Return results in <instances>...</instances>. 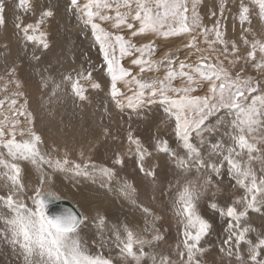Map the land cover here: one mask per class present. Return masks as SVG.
<instances>
[{
  "label": "snow or ice",
  "instance_id": "snow-or-ice-1",
  "mask_svg": "<svg viewBox=\"0 0 264 264\" xmlns=\"http://www.w3.org/2000/svg\"><path fill=\"white\" fill-rule=\"evenodd\" d=\"M200 0H87L81 5L80 0H70V10L77 15L85 27H90L95 42L99 45L102 56L101 69H106L110 78V98L121 110L125 108L139 115L151 110L152 105L163 109L167 118L174 124V135L179 145L185 150L181 157L169 141L159 136L152 137V149L164 153L172 158L175 167L184 173L176 176L175 181H169L168 191L171 193V207L174 214L179 217L183 226V248L178 252L182 264H202L198 254L205 251L201 247L204 240L213 229V224L200 209V200L212 183L211 175L207 176L204 183L197 185L193 180L185 177L193 169L197 173L211 172L219 176L221 170H225L236 183L245 189V195L234 202H225L223 206L211 202L208 207L219 216L225 218L226 237L223 239L220 251L228 257H238L240 264H264V233H260L253 240L250 233L252 227L248 225L246 217L250 210L261 211L258 205L264 204V199L258 200V195L264 197V168L261 175L257 176L252 167V162L260 160L264 164V85L255 81L252 76H242L240 72L235 75L224 66L220 56L203 55V49L198 47V40L203 36L205 44L214 50V46H222L224 53H229V41L224 39V32L220 18H223L226 0H222L217 10H210L207 15L216 18L211 28L202 24L199 12ZM249 3L258 7L260 19L264 20V0H249ZM31 8L30 0H19V6ZM236 10L241 23H252L250 13L252 9L244 0H238ZM123 9V10H122ZM28 10V9H25ZM108 10V11H105ZM114 10V15L110 12ZM53 10L49 6L41 12L40 20L35 23L24 24L17 17L14 27L28 42H38L44 49L49 48L45 39L46 33L39 32L45 18L53 16ZM219 16V18H217ZM108 22L115 31L106 30L100 22ZM6 0H0V28L5 27ZM130 31L131 37L144 38L152 34L163 39L183 38L191 39L184 45L190 52L199 53L197 62L189 63L187 60H177L174 54L168 53L161 60L151 59L156 50L154 40L137 47L131 40L126 39L121 33ZM39 32V35L35 34ZM245 33L251 32V28L245 29ZM32 33V34H30ZM214 35V39H209ZM249 40L244 35L243 42L250 45L247 58L252 61V67L258 72H264V40ZM238 51L235 41L231 42V54ZM259 53V59H257ZM138 54V55H137ZM131 58L133 67H138L139 73L159 72L163 67V78L147 80L133 74L131 68H126L121 63V58ZM39 61V57H35ZM240 57L237 56L236 60ZM236 61H230L235 63ZM247 63V60L245 61ZM15 76V68L10 70ZM93 68L75 74L66 75L64 80L71 86V93L75 98L86 100V89L82 80H92ZM2 79V77H0ZM180 80L182 86H174L173 81ZM120 82L129 87L126 94L119 87ZM19 87V82L16 81ZM207 87V93L203 96L194 95L197 89ZM45 86H47L45 81ZM7 87V85H5ZM59 85H57V88ZM94 89H99V83L93 82ZM261 94L252 96L257 89ZM55 94V93H53ZM22 95V93H17ZM5 103L0 99V106ZM11 106L17 101L11 99ZM27 101H25V104ZM223 110L225 114H231L227 123L221 122L226 131L220 138L205 141V121L210 115ZM21 115L24 113L21 112ZM15 115V111L13 112ZM30 116V114H29ZM7 122V123H5ZM17 121H9L7 117L0 121V240L6 241L23 260V264H114L110 255L103 252L105 244L110 250L117 251L118 255L127 259L131 257L140 264L145 245H151L152 241L146 239L142 233L135 232L127 225H113V237L106 240L103 236L106 218L97 214L95 221L100 229V244L94 252L90 250L88 242L81 233L88 217L79 209L64 208L60 211H52V205L61 197L52 190H45L46 179H50L43 171L45 165L57 171H73L77 176L91 178L99 174L107 178L108 185L115 176V165L125 163L117 153L113 167L97 166L91 160L74 163L72 168L65 167L69 160L67 155L61 159H53L42 152L41 137L30 129L17 132ZM215 131V130H211ZM107 134V130H106ZM21 139H17V136ZM194 135L199 137V143L194 144ZM128 141V153L136 157V166L145 176L157 179L156 166L146 167L145 161L153 155L145 146L140 136L134 135L130 130L126 137ZM207 144L208 154L204 155L202 145ZM247 154V161L243 160ZM257 153L258 155H254ZM83 156V153H81ZM24 162H30L40 172L35 185L29 188L28 170L23 166ZM121 195L133 198L136 189L128 180H124L119 186ZM30 201V203H29ZM146 214L152 215L150 210L143 208ZM160 219L153 215L152 229H155V220ZM144 231H148L146 228ZM162 239L159 235L153 237V241ZM95 244V241L92 242ZM241 246H246V252H239ZM186 255V260L184 259ZM153 264H157V258L153 257ZM119 264V262H116ZM159 264H173L167 256H161Z\"/></svg>",
  "mask_w": 264,
  "mask_h": 264
},
{
  "label": "rangeland",
  "instance_id": "rangeland-1",
  "mask_svg": "<svg viewBox=\"0 0 264 264\" xmlns=\"http://www.w3.org/2000/svg\"><path fill=\"white\" fill-rule=\"evenodd\" d=\"M86 2H87V0H80L81 5L83 3H86ZM221 2H222V0H200L198 10H199L200 15L202 17V24L203 25H206L209 28H211V26L215 22L216 18H212V17H210V15H207L206 13L209 12L210 10H217L218 11V8H219V5ZM226 2H227L228 6L225 8L223 18H220V23L222 25V31L224 32V39L225 40L228 39L227 41H229V53H224L222 50V46H220L219 44L214 46V50L212 48H209V46L207 44H205L203 36H200V38L198 40V47H200L201 49L204 50L202 53L203 55H211L213 57L219 55L220 59L224 61V66L226 68H228L229 71H231L233 73V75H235L237 72H240V70L243 69V72L240 73L242 76H252V77H254L255 81H258L261 83V85H264V72H258L256 69H254L252 67V61L247 58V52L251 50L250 45H246L243 42L244 35H247V38L249 40H252L254 38L253 34H255L256 39L264 40V24H263V26L260 27V31L256 30V29H258V26H257L258 23L256 22V20L259 21V19H258L259 16L257 15V12H256L258 8L256 6H254L253 4L249 3V0H244L245 3H248V6L250 7V9H252V12L250 13V19L253 20V23L249 24V23L244 22L242 24L240 19H239V15L237 13L236 7H235L238 0H226ZM30 3H31V8L29 9L28 5H25L24 8H21L19 6V0H6V5H8V6H6V8H7L6 9L7 24L5 27H8L12 30L13 34H11V35L13 37L16 36L18 38H21V40L19 42L20 43L19 46L16 45L17 46V47H15L16 49L14 48L15 54H13L14 53V51L12 50L13 48H11V50L9 48L6 49V47L3 48L5 45L4 42H2L3 47H0V77H2V79H0V99L5 100L4 105L0 106V121H3L4 117H7L9 121H11V119L17 121L18 123H17L16 127H17L18 132L20 130H23V128H24L23 126L27 127L30 125L31 128L33 129L34 115H33L32 111L30 110V101L27 98V96H28L27 91L33 90V89H42L44 91H48V90L53 91V90L57 89L56 91H59V93L69 92V91H71V86L68 82H66L64 80V77L66 75H69V74H72L73 77H75V74L77 72L88 69L89 66L92 65V68H93L92 80L91 81L82 80L81 83L83 84L84 88L86 89V92H85V95L87 97L86 101L89 100L88 92H90V93L95 92L94 98H95V104L96 105L92 106V107H95L97 110H102L103 112H102L101 118L103 119V117H104V119L100 122V124L97 128H94L92 126L89 127L90 135L85 136V141L79 140L78 143H76V141H74V142L70 143L71 146H67L66 145L67 143H65V141H66L65 140V138H66L65 133L66 132H65V128L63 126L64 121H60V120H64L65 115L68 116L67 113H69V111H67V112L66 111H60L59 113H57V115L55 114V116H57L56 119H57L58 124H56V122H55L54 124L50 125L51 126V129H50L51 131L49 132L50 137H51L50 146L54 150L58 151V154L61 158H64V156H63V154H65L64 152L71 149L72 151L74 150L75 153L76 152H78V154L83 153V155L87 158V161L91 160L96 165H104V166H107L110 168L113 167V162L116 159L117 153H119L120 156L124 159L125 163L122 165L118 164L120 167L118 165H115V173L117 174L118 171H120L125 176V177H123V179L125 178L126 180H129V178H128L129 173L134 174V172L137 171V173L134 174V180H132V182H131L133 187L136 189V193L143 194V197L142 198L137 197V200L142 202V203L145 202V204L147 205L146 206L147 208L150 207L149 210L152 214V215H148L150 218H152L153 215L156 217H160V219L155 220V224L158 225L159 228H155V229L149 228L150 230L148 229V231L146 233H143V235L146 237L147 240L149 239V241H152L151 245L152 246L156 245V247H153V249L151 251H148L149 253L145 252V253H147V255L143 256V258L140 260V264H144L145 262L146 263L148 262V264H151L150 262H151V259L153 257H157L158 263H159V258L161 256L169 257V259L173 262V264H182L181 259L178 255V252L184 251L183 244H182L183 226H182V223H181L179 217H177L172 210L171 193L168 191V183H169V181H173V182L175 181L176 176H173L174 172L178 173L179 176H182V175L184 176V173L180 172L175 167L174 162L170 156H167L166 158L162 157L163 161L158 165V168L156 170V173H157V179L156 180L160 183V195H159V197L165 196V198L161 201V203L151 204L145 199V196H144V192L147 189L146 187H149L147 185V183L149 182L148 176H145L143 173L141 174V172L138 170V168L136 166L135 161H130V159L128 160V157H126L127 153H126L125 148H124L125 145L118 143L119 141H121L127 137V133L130 130H134V135H137L136 133H141L144 136V138H147V136L154 137V136H158V135L163 138V136H164L163 139H167V140L170 139V141H172L174 143L175 147H177L178 150L180 149L179 155L181 157H183L185 155V150H182V146L179 145L178 142L176 141V137L174 135V124L172 123L171 120H169L167 118L166 114L163 112V109L161 107L156 106V105L151 106V110L155 109L156 112L154 114H150V115H148V114L151 113V110L148 111L146 114L144 111H141V113L139 115H137L136 113L132 112L129 109L127 110V108L124 109L126 111L121 110L120 108H118L116 106L115 101H113L114 104L105 107L103 104L105 101V98H110V95H109L110 78L107 76L106 69L100 68V65L102 63V56H101V53L99 51V45L97 44V42H95L94 36L92 34L90 27H85L83 22L77 17V15L74 14V12L72 10H70V0H30ZM49 6L52 8L54 14L52 17L45 18L44 22L41 24L40 29H39V32H44L47 34L45 39L47 40V42L49 44V48L44 49L38 42L26 41L25 38L23 37L22 33L18 32V30L15 29L14 21L16 20L17 17H19L23 21L24 24H28V23L35 24L40 20L41 12L46 10ZM25 9H28V10H25ZM105 11H108V10H105ZM110 14L114 15V10H112L110 12ZM217 18H219V16ZM78 20H79L81 26L79 25L78 27L75 28L74 25H76ZM97 22H100V21H97ZM260 22H262V19H260ZM67 23L69 25H67ZM100 23L102 24V26L106 30L115 31L108 22H100ZM71 25H73V26H71ZM253 25H255L256 27H254ZM248 28H251V32L245 33L244 30L248 29ZM39 32H37L35 34L39 35ZM30 34H32V33H30ZM121 34H123L126 39L131 38L132 42L134 44H136L137 47L141 46L142 44L147 43L149 40H154L156 43V50L151 57V59H153V60L159 61L163 57H165L166 54L171 53V54H174V57L177 60H187L189 63H193V62H197V58L200 55L199 53L190 52L189 50L184 48V45L191 39V37H189V36H184L183 38H171L170 37V38L165 40L163 38L156 37L152 34H147L142 39L137 38V37H131L130 31H127V30ZM188 38H189V40H188ZM209 39H214V35H210ZM232 41H235L237 48H238V51L235 54H231V42ZM69 44H71V45L68 46ZM14 46H15V43L13 44V47ZM65 54H67V56ZM59 55H61V57ZM238 55H239L240 59L236 60V57ZM16 56L18 58H16ZM34 56L40 58L39 62L36 59H34ZM66 57L73 58L75 60V63L72 62V64L69 67L64 62L65 61L64 58H66ZM257 59H259V53H257ZM62 60H63V62H62ZM246 60H247V63L245 62ZM230 61H236V62L230 63ZM63 63H64V65H63ZM121 63L123 64L124 67L131 68L133 74H139V77L143 78V79H147V80H152V79H157V78L162 79L164 76L163 67L161 68V71H159V72H148L146 70L144 73H139L138 67L132 66L131 58L128 56L121 58ZM245 64H247L248 66ZM40 67H41V70H42V68H44L41 72H46L48 74L42 73L41 76L33 74L32 71H34V69L40 68ZM12 68H15V76H12L10 74V70ZM49 70L51 72H49ZM29 73L31 76L28 75ZM49 74L50 75L52 74L53 76L52 75L51 76L54 77L53 81H56V82L50 81L52 87H50V82H49V80H47V79H49L48 77H51ZM28 76L29 77L36 76L38 78H41V80H39V81H32V80L28 81L27 80V82H28V85H27L26 84V78ZM43 76H46V78ZM60 79H62V80H60ZM57 80H60L59 81L60 84L57 83L58 82ZM16 81L19 82V87L17 86ZM45 81L47 84L46 87L44 84ZM42 82L44 85L42 84ZM93 82L99 83L101 87L99 89L92 88L91 85ZM38 83H39V85H37ZM53 83L55 86L53 85ZM5 85H7V87H5ZM57 85H59V88H57ZM173 85L179 87V86H182V82L180 80H176V81H173ZM41 86L44 88H42ZM119 87L121 88L122 92H125L126 94H130L128 92L129 87L135 88V85H127V84H124L123 82H120ZM17 93H22V95H17ZM206 93H207V87L205 85V86H202L200 89H197V91L193 94L203 96ZM260 94H261V89L258 88L256 92L250 93L249 96L251 98L252 96H258ZM100 95H101L102 99H101ZM11 99H15L17 101V103L14 107L11 106L9 103V101ZM72 99L74 101L70 100L71 103H69L66 106L70 105L71 108H73V110H72L73 113L75 115H78V114H80V112H78V111H80L81 108L84 107L83 104L87 105V103L85 100L84 101L79 100L78 98H75L74 96ZM25 101H27L26 104H25ZM81 102H83V104ZM61 104L59 105V108L63 107ZM90 104L93 105V102ZM8 111H10L11 117L8 115L9 114ZM14 111H15V115H13ZM115 111H116V113H115ZM3 112H4L5 116H3L4 115ZM21 112H23L24 114L21 115L20 114ZM29 114H30V116H29ZM224 114H225V112L223 110H221L220 112H217L213 115H210L208 117V119L205 121V124H206V130L204 132L205 141L211 140L214 137L220 138V136H222V134L226 131V127H222L221 122L223 121L226 124L227 121H225V120L230 118L229 115L231 116V114L229 113L227 116H226V114L225 115ZM114 116H118V120H116L117 122L113 121ZM152 116H154V117H152ZM163 116H165V117L162 118ZM225 116H226V118H225ZM119 117L121 120L119 119ZM5 123H7V122H5ZM122 123H125V124H122ZM147 123H149V124H147ZM111 125H112V132L110 131ZM159 125H160V128H159ZM135 127H139V128H135ZM144 127H145V129L143 130ZM163 127H164V129H163ZM168 128H169V130L165 132V130ZM93 129H95L96 131ZM106 130H107V134L110 132V137L113 140H116V141L118 140L117 142L112 143L113 145L110 143L111 138L106 134ZM145 130H146V132H144ZM162 130H164V131H162ZM211 130H215V131H211ZM36 131H38V130H36ZM157 131L160 133L159 134L157 133L154 135V133H156ZM97 132H98L97 136H95V135L91 136ZM75 135H82V130L80 128H78L77 134H75ZM165 136H168V137H165ZM195 137L196 136L194 135L195 140L193 139V143L198 144V140L200 138L199 137L195 138ZM108 139H110V140H108ZM105 141H106V143H104ZM148 143H149V145L151 144L150 141H148ZM64 145H66V146H64ZM61 146H62V148H60L61 149V152H60L58 150V148ZM201 147L202 148L205 147L204 149H202V151H203L204 155L207 156L206 153H208V150H209L207 144H204ZM258 147H264V146L258 145ZM93 149L102 150L105 153V156L101 157V159H96L94 155L90 154V152ZM106 150H107V152H106ZM262 154H264V153H262ZM243 159L246 162V159H247L246 153L244 154ZM68 160H69L68 165L74 163L73 159L68 158ZM103 160H105V161H103ZM107 160H109V161H107ZM87 161H85V162H87ZM255 162L261 163V161L256 160V161L252 162V167L253 168L255 166L257 167V168L256 167L254 168V170L256 169L258 171L257 172L255 170L257 173V176H260L261 175L260 170L262 167L264 168V164H256ZM121 166L126 167V168L123 169V168H121ZM153 166H155L153 163L149 164V167H153ZM116 167H119V168H116ZM132 167H134V169ZM221 171H222L221 174L219 176H217L216 174L211 173V172L201 171L200 173H197L195 171V169H193L185 177L186 179H190V180L195 181L197 183V185L203 184L205 179L207 178V176L211 175V177H212V183L210 185H208L207 191H205L204 195L201 197V200H200L201 212L205 215V218L209 219L210 222L213 224V229L211 230L210 234L206 237L208 240L205 238L204 240L201 241V247H203L205 249V251L201 254H198V258L201 259L202 264H240V261H239L237 256L234 255L233 257H228L225 253H222L220 251L222 240L225 239V237H226L225 218L219 216L217 213H215L212 209H210L208 207V205L211 202H216L217 204H219V202H220L221 204H219V205L223 206V204L225 202H230V203L234 202L237 199H239L240 197H242L243 195H245V189L242 188L241 186H239L236 183L235 179H233L231 176H229L228 173L225 172V170L222 169ZM137 174L139 177L137 176ZM98 175L99 174L93 175L95 180L98 181V179H99L100 182H107L108 181L106 177H104L102 175H99L100 177H97ZM216 177L218 179H216ZM102 179H104V181H101ZM113 179H115V176L113 177ZM136 179L139 180L140 182L139 181L136 182L135 181ZM30 181H31V179H30V177H28L26 184L29 188L33 187V185L31 184ZM0 183H2V182H0ZM139 183H140V185H139ZM141 184L143 185V187H141ZM138 186H139V188L137 189ZM143 188H144V190H143ZM241 189H243V190H241ZM45 190L47 191L46 187H45ZM2 191H3V189L0 188V192H2ZM232 191H234L233 194H232ZM221 194H222V196H221ZM207 195H209V196H207ZM63 197L66 198L67 196H63ZM221 197L223 198V200ZM67 198L72 200L71 197H67ZM210 198H212V199H210ZM214 198L216 200H214ZM257 199L258 200L264 199V197L258 195ZM29 203H30V201H29ZM73 203H75V202L73 201ZM163 205H164V207H162ZM258 206L261 208V211L255 212V211L250 210L248 212L247 217L245 218L248 225H250L253 229V231L250 233V237L252 239L254 237H255L254 239H256L260 233H264V231H263L264 230V224H263L264 221H262V220H264L263 219L264 218V210H263L264 204H261ZM80 210L84 211L81 208H80ZM211 212H213V213H211ZM259 214H260V216H259ZM148 216H147V222H149ZM259 222H261V223H259ZM92 227H96V226L92 225ZM259 228H261V230ZM136 232L140 233L137 230H136ZM123 235H124V233H122V236ZM157 235L162 237V239H160L158 241H153V237L157 236ZM83 238H85L84 240L86 242H88V244L90 246V250L92 249V251L95 252L97 250V246L100 244V237H97L98 239H96V238L93 239V236L83 237ZM109 239H111V238H108L107 240H109ZM169 239H170V241H169ZM213 239H214V241H213ZM215 239H217V240H215ZM93 241H95V244L92 243ZM212 244L213 245L215 244V245L213 246ZM169 245H170V248H169ZM148 246H150V245L144 246V251H147L145 248L148 249ZM171 246H172V248H171ZM214 247L216 248V250ZM8 250H10V251H8ZM102 250L105 251V252L104 251L103 252H104V254H107L106 256H108V255L111 256V258L114 260V264H116V262H119V264H136V261L134 259H132L131 257H129L127 259L121 258L118 255L117 251L110 250V246L107 244L104 245ZM246 250H247L246 246H241V248L238 249L237 251L243 253V252H246ZM0 251H1L0 264H2V263L3 264H21V263H23V260L19 256L18 252L16 250H14L4 240H0ZM11 257H13V258H11ZM184 259L186 260V255H185ZM2 261H5V262H2Z\"/></svg>",
  "mask_w": 264,
  "mask_h": 264
},
{
  "label": "bare ground",
  "instance_id": "bare-ground-1",
  "mask_svg": "<svg viewBox=\"0 0 264 264\" xmlns=\"http://www.w3.org/2000/svg\"><path fill=\"white\" fill-rule=\"evenodd\" d=\"M8 6V5H6ZM258 8V7H257ZM7 9V8H6ZM12 9V8H11ZM258 13V9L256 11ZM256 18V17H255ZM253 19V18H252ZM259 21L256 20V22L258 23V29H256L257 31H260V27L263 26L264 24V20H262V22H260V18L258 17ZM247 23V22H246ZM253 23V20H252ZM67 25H69L67 23ZM81 26L79 20L77 21L75 28L78 26ZM73 26V25H71ZM254 27H256L255 25H253ZM11 34H13L12 30L8 27H3L0 28V47L2 46V42H4V47H6V49H10L13 48L12 50L14 51V48L17 47L16 45L19 46V42L21 40V38L18 37H13ZM19 36V35H18ZM20 37V36H19ZM189 40V38H188ZM228 40V39H227ZM15 43V46L13 47V44ZM71 44H69L68 46H70ZM2 48V49H3ZM19 48V47H18ZM16 49V48H15ZM18 51V50H17ZM16 51V52H17ZM3 52V51H2ZM59 52V51H58ZM21 53V52H20ZM64 53V52H63ZM15 54V51L14 53ZM67 56V54H65ZM61 57V55H59ZM239 56V55H238ZM2 57V56H1ZM16 58H18L16 56ZM57 58V57H56ZM58 59V58H57ZM65 59V63L66 65H68L70 67V65L72 64V62L75 63V60L71 57H66ZM56 60V59H55ZM36 61V60H35ZM58 61V60H57ZM244 61V60H243ZM39 62V61H38ZM60 62V61H59ZM63 62V60H62ZM9 63V62H8ZM41 63V62H40ZM79 63V62H78ZM242 63V62H241ZM11 64V63H10ZM59 64V63H58ZM42 65V64H41ZM60 65V64H59ZM62 65V64H61ZM64 65V63H63ZM238 65V64H237ZM247 65V64H245ZM250 65V64H249ZM7 66V65H6ZM43 66V65H42ZM67 66V67H68ZM81 66V65H80ZM92 66V65H91ZM248 66V65H247ZM60 67V66H59ZM66 67V66H65ZM64 67V68H65ZM251 67V66H250ZM47 68V67H46ZM83 68V67H82ZM44 68H42L43 70ZM48 69V68H47ZM52 69V68H51ZM41 67L40 68H36L34 69L33 74L41 76V74L46 73V72H41ZM73 70V69H72ZM47 71V70H46ZM75 71V70H74ZM49 72H51L49 70ZM71 72V71H70ZM54 73V72H53ZM48 74V73H46ZM30 75V73L28 74ZM50 75V74H49ZM52 75V74H51ZM50 75V76H51ZM55 75V74H54ZM31 76V75H30ZM53 76V75H52ZM48 77L49 82H56L53 81L54 77ZM46 78V76H43ZM44 78V79H45ZM63 78V77H62ZM57 79V78H56ZM28 81H39L41 80V78H38L36 76L33 77H27L26 78V84L28 85ZM62 80V79H60ZM60 80H57L59 83ZM30 84V83H29ZM43 84V82H42ZM41 84V85H42ZM45 84V83H44ZM43 84V85H44ZM60 84V83H59ZM39 85V83L37 84ZM54 85V83H53ZM55 86V85H54ZM53 86V87H54ZM40 87V86H39ZM42 87V86H41ZM46 87V86H45ZM50 87H52L51 82H50ZM44 88V87H42ZM48 88V87H47ZM59 88V87H58ZM46 89V88H45ZM49 89V88H48ZM57 90V89H56ZM44 91L42 89H33V90H29L28 92V100L30 101V110L32 111L33 115H34V122H33V129L31 128V126H23V130L25 131V136L23 138H28L27 136V131L30 129L31 131L35 132L37 135H39L41 137V141L42 143L40 144V148L42 150L43 153L50 155L53 159H61L63 160V158H61L58 154V151L54 150L50 144H51V137H50V129H51V124H54L56 122V124H58L57 119L55 116V114L57 115V113H59L60 111H69L68 116L65 115L64 120H60V121H64V128H65V143H67V146H71V142L76 141V143H78V141H85V136L90 135V130L89 127L92 126L94 128H97L100 124V122L104 119L101 118L102 117V110H97L95 107V98H94V93H90L88 92L89 95V100H85L87 105L83 104V102H81L83 104L84 107L81 108L80 114L75 115L73 113V108H71V106H66L69 103H71L70 100H73V95L71 93V91L69 92H62L59 93V91ZM55 93V94H53ZM101 97V95H100ZM105 97V96H104ZM102 99V97H101ZM80 100V99H79ZM74 101V100H73ZM72 101V102H73ZM84 101V100H83ZM67 102V103H66ZM80 102V101H79ZM93 102V105H91L90 103ZM62 103V104H61ZM66 103V104H65ZM62 105V108H59V105ZM104 106H110L112 104H114L113 100L111 98H105L104 101ZM55 107V108H54ZM7 109V108H6ZM62 109V110H61ZM10 110V109H9ZM128 110V109H127ZM13 111V110H12ZM126 111V110H124ZM9 112V116H10V111ZM156 112L155 109L151 110L150 114H154ZM116 113V111H115ZM223 113V112H222ZM2 114V113H1ZM4 114V112H3ZM77 114V113H76ZM225 115V114H224ZM228 115V114H227ZM226 115V116H227ZM5 116V114L3 115ZM147 116V115H146ZM225 116V118H226ZM11 117V116H10ZM110 117V116H109ZM129 117V116H128ZM154 117V116H152ZM165 116H163L162 118H164ZM224 117V116H223ZM222 117V118H223ZM230 117V115H229ZM3 118V117H2ZM5 118V117H4ZM60 118V117H59ZM106 118V117H105ZM160 118V117H159ZM120 119V117H119ZM124 119V118H123ZM130 119V118H129ZM12 120V119H11ZM59 120V119H58ZM118 120V116H114L113 117V121ZM121 120V119H120ZM20 121V120H19ZM159 121V120H158ZM227 121V120H225ZM105 122V121H104ZM117 122V121H116ZM146 122V121H145ZM111 123V122H110ZM164 123V122H163ZM227 123V122H226ZM113 124V123H112ZM125 124V123H122ZM149 124V123H147ZM161 124V123H160ZM158 125V124H157ZM156 125V126H157ZM108 126V125H107ZM137 126V125H136ZM149 126V125H148ZM163 126V125H162ZM153 127V126H152ZM158 127V126H157ZM80 128L82 130V135H75L77 134V129ZM127 128V127H126ZM135 128H139V127H135ZM160 128V125H159ZM170 128V127H169ZM166 129V131L169 130ZM145 129V127L143 128V130ZM148 129V128H147ZM153 129V128H152ZM164 129V127H163ZM38 130V131H36ZM64 130V129H63ZM95 130V129H93ZM119 130V129H118ZM124 130V129H123ZM155 130V129H154ZM96 131V130H95ZM110 131L112 132V125L110 126ZM120 131V130H119ZM134 131V130H133ZM164 131V130H162ZM161 131V132H162ZM18 132V131H17ZM140 132V131H139ZM146 132V130L144 131ZM143 132V133H144ZM148 132V131H147ZM121 133V132H120ZM159 134L160 132H156L155 134ZM170 133V132H169ZM122 134V133H121ZM137 136H140L141 140L144 141L145 146L149 148V151L153 152V155L149 158L146 159L145 161V166L149 167L150 163H153L156 166V170L158 168V165L163 161V158H166L168 155H165L164 153H160V152H156L152 149L151 145L153 143L152 137L147 136V138H144V136L141 133H136ZM162 134V133H161ZM97 136L98 132L91 135V136ZM110 137V132L107 134ZM117 136V135H116ZM159 136V135H158ZM106 137V136H105ZM122 137V136H121ZM161 137V136H159ZM168 137V136H165ZM217 137V136H216ZM111 138V137H110ZM162 138V137H161ZM164 138V136H163ZM196 138V137H195ZM17 139H21V137L18 135ZM173 139V138H172ZM110 140V139H108ZM195 140V139H194ZM118 141V140H117ZM116 140H113L111 138L110 143H114L117 142ZM148 141L151 142V144L149 145ZM169 141V145L171 148H173L178 154L180 153V149L178 150L177 147H175L174 143L172 141ZM177 141V140H176ZM106 143V141L104 142ZM118 143L125 145V151L127 153L128 160L130 159V161H135L136 162V157L134 155H131L128 153V141L126 138H124L123 140L119 141ZM196 143V142H195ZM199 143V140H198ZM64 145V146H66ZM108 145V144H107ZM113 145V144H112ZM122 147V146H121ZM61 147L58 148V150L61 152ZM110 148V147H109ZM205 147H203L202 149H204ZM122 149V148H121ZM183 150V149H182ZM0 151H4L3 149H0ZM207 151V150H206ZM107 152V150H106ZM65 154H63V156L65 157V155H67V158H71L74 160V163H81L84 164L85 161H87V158L83 155L81 156V153L78 154V152H74V150L72 151L71 149L67 150L66 152H64ZM116 153V152H115ZM91 155H94L96 159H101V157L105 156V153L102 150H96L93 149L90 152ZM208 154V153H206ZM256 154V153H255ZM254 154V155H255ZM62 155V154H61ZM257 155V154H256ZM112 156V155H111ZM113 157V156H112ZM114 158V157H113ZM169 158V157H168ZM244 160V159H243ZM105 161V160H103ZM109 161V160H107ZM129 161V162H130ZM247 161V159H246ZM258 162V161H257ZM256 164H262V163H257ZM70 165H66L65 167L71 169L73 164ZM101 163V162H100ZM127 163V162H126ZM27 170H28V177H30L31 179V184L34 186L35 185V181L37 180L38 176L40 175V172L37 170L36 166L32 165L30 162H24L23 165ZM97 166H102V165H97ZM119 166V165H118ZM126 166V165H125ZM120 167V166H119ZM116 167V168H119ZM256 167V166H255ZM254 167V168H255ZM121 168L125 169L126 167L121 166ZM134 169V167H132ZM257 168V167H256ZM263 168V167H262ZM122 169V170H123ZM117 170V169H116ZM120 170V169H119ZM136 170V169H135ZM256 170V169H255ZM43 171L46 172L48 174V177H50V179H46V183H45V187L47 188V190H53L55 191L60 197L63 196H67V197H71L72 200L70 201H74L75 205L77 206V208L80 210L83 209L84 211L80 210V212L82 211V213L84 212L85 216L88 217V221L85 222V225L83 226V231L81 233L82 237H91L93 236V239H98L97 237H100V229L97 227L95 221L97 219V214H101L106 218V224L104 226V230H103V236L104 238H106V240L108 238H112L113 237V232H112V226L113 225H120L121 226V235L123 233V226L127 225L128 227L132 228L135 232L136 230L140 233H146L147 231H144L146 228L147 229H152L151 227V222H152V218H150L148 215L143 211V208L146 207L147 205L140 201L137 200V197L142 198L143 194L141 193H135L133 198H128L125 197L123 195L120 194L119 192V186L120 184L124 181L123 177H125L123 175L122 172L118 171V173L115 175V179H112L110 182V186H102V185H108L109 181L107 182H100L99 179L98 181L94 179V177L92 176L91 178L89 177H85V176H77L75 175V173L73 171H57L54 170L52 168H49L47 165L44 166ZM257 171V170H256ZM134 172V171H133ZM174 172V171H173ZM222 172V171H221ZM226 172V171H225ZM258 172V171H257ZM137 173L134 172V174ZM161 173V172H160ZM134 174H130L129 173V180L130 182H132V180H134ZM142 174V173H141ZM194 174V173H193ZM205 174V173H204ZM224 174V173H223ZM162 175V174H161ZM167 175V174H166ZM227 175V174H226ZM136 176V175H135ZM138 176V174H137ZM142 176V175H141ZM174 176V175H173ZM183 176V175H182ZM223 176V175H222ZM97 177H100L99 175ZM139 177V176H138ZM226 177V176H225ZM127 178V177H126ZM127 178V179H128ZM136 178V177H135ZM141 178V177H140ZM143 178V177H142ZM149 178V182L147 183V185L149 187H146L147 189L144 192V196L145 199L151 203V204H157V203H161V201L165 198V196H160V183L155 180L153 181L151 177ZM97 179V178H96ZM216 179H218L216 177ZM101 181H104V179H102ZM136 182L139 180H135ZM145 181V180H144ZM27 182V181H26ZM140 182V181H139ZM168 182V181H167ZM145 183V182H144ZM143 183V184H144ZM220 184V183H219ZM137 185V184H136ZM140 185V183H139ZM166 185V184H165ZM229 185V184H228ZM240 186V185H239ZM141 187H143V185L141 184ZM139 188V186L137 187V189ZM152 188V189H151ZM223 188V187H222ZM141 190V189H140ZM144 190V188H143ZM243 190V189H241ZM139 192V191H138ZM234 191H232L233 194ZM168 193V192H167ZM214 193V192H213ZM216 193V192H215ZM221 193V192H220ZM163 194V193H162ZM217 194V193H216ZM223 194V193H222ZM221 194V196H222ZM62 195V196H61ZM212 195V194H211ZM218 195V194H217ZM209 196V195H207ZM224 196V195H223ZM66 197V198H67ZM65 198V197H63ZM218 198V197H217ZM222 198V197H221ZM206 199V198H205ZM209 199V198H208ZM212 199V198H210ZM214 200H216L214 198ZM223 200V198H222ZM219 202V201H218ZM230 203V202H229ZM208 204V203H207ZM219 204H221L219 202ZM156 206V205H155ZM164 207V205L162 206ZM147 208V207H146ZM150 208V207H149ZM148 208V209H149ZM153 210V209H152ZM264 210V209H263ZM160 212V211H159ZM162 212V211H161ZM207 212V211H206ZM256 212V211H255ZM263 212V211H262ZM153 213V212H152ZM164 213V212H163ZM213 213V212H211ZM261 213V212H260ZM263 214V213H262ZM254 215V214H253ZM147 216L149 219V222H147ZM213 216V215H212ZM260 216V214H259ZM262 217V216H261ZM169 218V217H168ZM249 218V217H248ZM261 219V218H260ZM264 219V218H263ZM249 220V219H248ZM258 220V219H257ZM264 221V220H262ZM261 223V222H259ZM258 223V224H259ZM264 224V223H263ZM96 226V227H92ZM219 226V225H218ZM258 226V225H257ZM155 228H159L158 225L155 224ZM149 229V230H150ZM261 230V228H259ZM264 231V230H263ZM258 232V231H257ZM154 234V233H153ZM161 234V233H160ZM171 235V234H170ZM258 235V234H257ZM180 236V235H179ZM254 236V235H253ZM256 236V235H255ZM255 238V237H254ZM253 238V239H254ZM85 239V238H84ZM171 239V238H170ZM169 239V241H170ZM181 239V238H180ZM207 239V238H206ZM149 240V239H148ZM208 240V239H207ZM206 240V241H207ZM217 240V239H215ZM219 240V239H218ZM222 240V239H221ZM255 240V239H254ZM183 241V240H182ZM214 241V239H213ZM220 241V240H219ZM223 241V240H222ZM208 242V241H207ZM214 243V242H213ZM221 243V242H220ZM154 244V243H153ZM208 245V244H207ZM213 245V244H212ZM215 245V244H214ZM213 245V246H214ZM212 246V247H213ZM90 247V246H89ZM153 247H156V245L152 246H148V249L145 248L148 251H151L153 249ZM211 247V246H210ZM9 248V247H8ZM170 248V245H169ZM172 248V246H171ZM215 248V247H214ZM94 249V248H93ZM176 249V248H175ZM92 250V249H91ZM95 250V249H94ZM216 250V248H215ZM214 250V251H215ZM10 251V250H8ZM104 251V250H103ZM5 252V251H4ZM105 252V251H104ZM170 252V251H169ZM168 252V253H169ZM217 252V251H216ZM16 253V252H15ZM14 253V254H15ZM149 253V252H148ZM1 254V251H0ZM3 254V253H2ZM13 254V255H14ZM160 254V253H159ZM5 255V254H4ZM107 255V254H105ZM158 255V254H157ZM156 255V256H157ZM177 257V256H176ZM4 258V257H3ZM13 258V257H11ZM157 258V257H156ZM2 259V258H1ZM5 259V258H4ZM9 259V258H8ZM160 259V258H159ZM205 259V258H204ZM237 259V258H236ZM207 260V259H206ZM7 261V260H6ZM9 261V260H8ZM19 261V260H18ZM238 261V260H237ZM5 262V261H2ZM145 262V261H144ZM182 262V261H181ZM18 263V262H17ZM146 263V262H145ZM144 263V264H145ZM151 264H153V259H151ZM3 264V263H2ZM23 264V263H21ZM148 264V262L146 263ZM157 264L158 263V259H157Z\"/></svg>",
  "mask_w": 264,
  "mask_h": 264
},
{
  "label": "water",
  "instance_id": "water-1",
  "mask_svg": "<svg viewBox=\"0 0 264 264\" xmlns=\"http://www.w3.org/2000/svg\"><path fill=\"white\" fill-rule=\"evenodd\" d=\"M64 208L78 209L77 206L72 201H70V199L63 197H61L60 200L56 201L54 205H52V211H60Z\"/></svg>",
  "mask_w": 264,
  "mask_h": 264
}]
</instances>
